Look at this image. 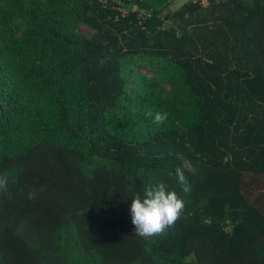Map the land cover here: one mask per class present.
<instances>
[{"label": "trees", "instance_id": "1", "mask_svg": "<svg viewBox=\"0 0 264 264\" xmlns=\"http://www.w3.org/2000/svg\"><path fill=\"white\" fill-rule=\"evenodd\" d=\"M171 5L0 0V264H264V0ZM176 167L181 219L136 236Z\"/></svg>", "mask_w": 264, "mask_h": 264}, {"label": "clouds", "instance_id": "2", "mask_svg": "<svg viewBox=\"0 0 264 264\" xmlns=\"http://www.w3.org/2000/svg\"><path fill=\"white\" fill-rule=\"evenodd\" d=\"M105 63L104 59L100 60L101 66ZM146 115L154 116L153 122L156 124H163L168 118L167 113L154 114L153 111ZM175 178L179 191L170 190L162 181H150L144 184L141 193L132 198L130 214L136 236L149 240L161 234L166 235V230L174 229L176 222L181 219L187 204L186 197L192 193L193 185L181 167H176ZM7 188V175H0V193L6 192Z\"/></svg>", "mask_w": 264, "mask_h": 264}, {"label": "rangeland", "instance_id": "3", "mask_svg": "<svg viewBox=\"0 0 264 264\" xmlns=\"http://www.w3.org/2000/svg\"><path fill=\"white\" fill-rule=\"evenodd\" d=\"M171 2H172V5H171V10H175V9H177V7L179 6V5H181L183 2H186L187 0H170ZM122 3V1H118L117 2V10L121 13V14H123V15H125V13L127 12V9H126V7L124 8H122V7H120V4ZM129 4H128V8L130 7V8H133L134 7V5H132V3L131 2H128ZM133 10H136V12H138V15H139V9H137V7H135ZM141 13H143L142 11H140ZM139 17H141L140 15H139ZM143 18L141 17L140 18V20H142ZM77 32L81 35V36H83V37H90L91 35H92V30L91 29H89L88 27H86V26H84V25H80V26H78V28H77ZM141 72L143 73V74H145V75H147L148 77H152L151 75V73L150 72H148L147 70H141ZM164 88H165V90L167 91L168 89H169V86H168V84H165V83H163V85H162Z\"/></svg>", "mask_w": 264, "mask_h": 264}, {"label": "built area", "instance_id": "4", "mask_svg": "<svg viewBox=\"0 0 264 264\" xmlns=\"http://www.w3.org/2000/svg\"><path fill=\"white\" fill-rule=\"evenodd\" d=\"M199 2L202 6L207 5V0H199Z\"/></svg>", "mask_w": 264, "mask_h": 264}]
</instances>
